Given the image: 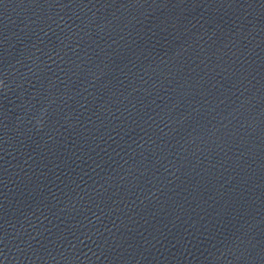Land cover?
<instances>
[{
	"label": "water",
	"instance_id": "1",
	"mask_svg": "<svg viewBox=\"0 0 264 264\" xmlns=\"http://www.w3.org/2000/svg\"><path fill=\"white\" fill-rule=\"evenodd\" d=\"M0 264H264V0H0Z\"/></svg>",
	"mask_w": 264,
	"mask_h": 264
}]
</instances>
